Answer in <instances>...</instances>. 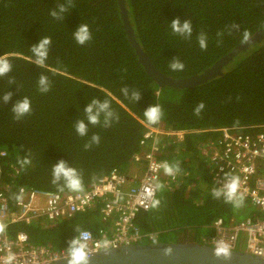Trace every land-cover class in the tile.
<instances>
[{"label":"trees","instance_id":"16d2710c","mask_svg":"<svg viewBox=\"0 0 264 264\" xmlns=\"http://www.w3.org/2000/svg\"><path fill=\"white\" fill-rule=\"evenodd\" d=\"M60 4L68 10L63 19H53L50 12ZM125 6L141 48L159 71L175 79L204 72L264 28V0H125ZM177 17L192 21L191 39L172 33L170 23ZM82 23L92 33L83 46L73 39ZM234 24L239 27L233 28ZM200 32L207 34L206 50L197 43ZM218 32L223 36L218 37ZM45 36L51 38V46L39 67L31 47ZM0 57L12 66L8 75L0 77V187L7 188L12 204L20 187L71 193L50 182L52 165L61 159L79 171L83 190L113 169L131 172L133 157L142 150L145 123L199 132L187 133L182 142L165 138L163 156L170 165H179V184L165 186L161 181L159 206L137 217L141 232L155 235L152 240L142 239L141 245H151L158 236L160 242H172L175 234L201 242V234L218 218L238 222L244 212L246 219L259 216L256 210H247V200L236 208L212 197L217 185L203 150L219 136L214 129L262 125L264 130V40L243 50L223 75L195 88L176 90L159 86L145 72L125 34L118 0H71L70 5L68 0H0ZM174 57L184 63L183 71H170ZM40 75L50 82L47 93L39 91ZM125 85L141 92L137 103L121 93ZM6 92L13 93L8 104L2 100ZM25 96L31 100L32 112L16 120L11 107ZM93 98L109 99L119 121L108 128L89 123L88 136L80 137L74 123L84 118L83 110ZM200 102L205 107L196 116L193 110ZM153 105L163 112L154 125L144 117ZM93 134H99L100 143L86 150ZM108 226L97 209L50 226L15 224L9 235L25 232L35 244L63 250L77 235L76 227L96 232Z\"/></svg>","mask_w":264,"mask_h":264},{"label":"built area","instance_id":"2783aa9c","mask_svg":"<svg viewBox=\"0 0 264 264\" xmlns=\"http://www.w3.org/2000/svg\"><path fill=\"white\" fill-rule=\"evenodd\" d=\"M263 126L222 127L214 129L219 136L211 142L203 155L213 168L212 180L220 188L226 177L238 176L240 191L244 200L250 201L259 216L226 224L217 219L208 228L210 233L202 237L212 248L218 241H224L230 252H243L264 258V130ZM188 130H168L145 125L140 145L142 150L134 156V162L145 163L141 177H132L111 170L106 176L93 182L87 189L59 193L18 188L17 201L11 203L8 194L0 190V264H50L66 259V249L57 250L49 245L35 244L25 232L9 235V227L14 224H40L50 226L71 219L77 214L97 210L102 222L108 228L91 233L88 241L89 257L103 251L99 243L107 238L110 248L137 245L143 239L137 226V217L149 212L161 186L179 184V174L166 175L163 164L169 161L166 140L170 136L174 142H182ZM4 155V153H1ZM23 189L21 195L20 190ZM103 203L99 208V203ZM154 239V234L144 236ZM243 243L245 246L243 247ZM238 245L241 249L237 250Z\"/></svg>","mask_w":264,"mask_h":264},{"label":"clouds","instance_id":"9594fccd","mask_svg":"<svg viewBox=\"0 0 264 264\" xmlns=\"http://www.w3.org/2000/svg\"><path fill=\"white\" fill-rule=\"evenodd\" d=\"M68 4H71V0H68ZM68 10L67 5L60 4L58 9H53L50 12V16L53 19L60 20L63 19V13ZM170 27L172 33L179 37L185 39H191L193 36V24L190 19L181 20L179 17L171 20ZM233 28H238V25H232ZM218 37L223 36V32L217 33ZM247 36V33H245ZM73 39L75 42L81 46L87 44L92 39V33L90 27L86 23H82L73 32ZM197 43L201 50H206L208 47V37L204 32H200L197 36ZM51 46L50 37H42L39 42L31 47V52L36 57V65L43 66L47 59L49 48ZM170 71L180 72L185 68L184 63L178 58L174 57L171 59L168 65ZM12 71V66L10 62L3 57H0V77L8 75ZM14 83V81H12ZM39 91L41 93H47L50 91L51 85L48 77L45 75H40L37 81ZM121 93L127 99L132 102L137 103L141 99V92L131 88L127 85L121 87ZM13 93H4L2 100L5 104H8L12 100ZM205 105L200 102L193 110L194 115L199 116L204 109ZM13 117L16 120H20L32 112L31 100L29 97L25 96L17 100L11 107ZM84 118L78 119L74 123V129L78 136L87 137L89 133V123L92 126L102 125L105 128L111 127L114 121H119V116L111 107L109 99L103 101L93 98L91 102L83 110ZM163 116L162 109L159 105H153L148 107L144 111V117L149 124H157ZM87 121V122H86ZM100 143L99 134H93L90 140L85 143L84 148L90 149L93 145H98ZM163 170L166 175L174 176L180 171L179 165H170L167 162L163 164ZM51 184L56 186L58 190L63 191L65 188L72 192H79L83 190V181L80 176L79 171L70 166L69 163L63 159L54 163L51 168ZM21 195L23 194V189L20 190ZM212 197L214 199L223 201L227 204H231L236 208H239L244 203V196L240 191V179L238 176L226 177L225 182L220 188L212 190ZM18 199L20 197H17ZM160 204L159 200H154L152 202V207H158ZM75 231L77 235L68 241V247L66 249L67 264H89L90 257L88 255V241L91 238V233L85 230H81L76 227ZM111 242L104 238L98 246L104 249L105 253H109ZM214 255L218 259L231 260L232 255L229 246L224 241H218L216 247L213 248ZM173 252L172 248H167L164 250L165 255H171Z\"/></svg>","mask_w":264,"mask_h":264},{"label":"water","instance_id":"95a60500","mask_svg":"<svg viewBox=\"0 0 264 264\" xmlns=\"http://www.w3.org/2000/svg\"><path fill=\"white\" fill-rule=\"evenodd\" d=\"M123 27L130 44L135 49L136 55L145 72L159 86L170 87L176 90H185L198 87L206 82L223 75L224 68L231 63L243 50L264 40V28L255 32L245 41L236 46L231 52L220 58L204 72L184 79L171 78L159 71L151 62L148 55L141 48L127 15L125 0H118ZM172 248L171 255H165L164 250ZM109 253L100 251L90 257L89 264H264V258L252 256L243 252H231V260L218 259L210 246L198 243L157 242L151 245H132L130 247H117ZM51 264H67V259Z\"/></svg>","mask_w":264,"mask_h":264},{"label":"bare ground","instance_id":"6f19581e","mask_svg":"<svg viewBox=\"0 0 264 264\" xmlns=\"http://www.w3.org/2000/svg\"><path fill=\"white\" fill-rule=\"evenodd\" d=\"M144 126L145 125H148V124H145V123H142ZM150 126V125H149ZM142 139V138H141ZM140 147H141V145H140ZM142 148V147H141ZM141 152V151H140ZM139 152V153H140ZM133 162H134V157H133ZM133 164H142V165H145V163H143V162H141V163H136V162H134ZM144 171H145V166H144ZM144 171H143V173H144ZM122 173H124V174H126L127 176H129V177H132L134 174H136L138 177H141L142 175H143V173H142V175H139L137 172H129V173H125V172H122ZM104 177V176H103ZM91 185V184H90ZM0 190H3L6 194H7V188H4V187H0ZM72 193V192H71ZM218 219H222V218H218ZM217 220V219H216ZM223 220V219H222ZM226 224H228V223H230V222H226L225 220H223ZM242 221V220H241ZM231 222H233V221H231ZM239 222V221H238ZM213 224V223H212ZM211 224V225H212ZM15 225V224H14ZM210 225V226H211ZM138 226V225H137ZM209 226V227H210ZM209 227H207L206 229H207V231L206 232H204V233H202L201 234V243L202 244H200V243H198V244H200V245H205V246H210L209 244H207V243H204L203 241H202V237L204 236V235H207V234H209L210 233V231H209ZM138 228H139V226H138ZM85 230V229H84ZM139 230H140V228H139ZM140 233L142 234V236H143V239L144 238H146V237H144V236H146L144 233H142L141 232V230H140ZM147 235H149V234H147ZM157 242H160V241H155V242H152V244L153 243H157ZM177 242H187V243H192V242H189V240H183V241H181V240H179V241H177ZM162 243H166V242H162ZM168 243H176V242H168ZM194 243H196V242H194ZM137 245H141V243H139V244H137ZM117 247H130V246H117ZM117 247H113V248H117ZM211 247V246H210ZM212 248V247H211ZM110 249H112V248H110ZM213 249V248H212ZM104 251V250H103ZM99 253V252H98ZM95 255V254H94ZM64 260V259H63ZM60 261V260H59ZM57 262V261H56ZM54 263V262H53ZM51 264V263H50Z\"/></svg>","mask_w":264,"mask_h":264},{"label":"rangeland","instance_id":"374dc122","mask_svg":"<svg viewBox=\"0 0 264 264\" xmlns=\"http://www.w3.org/2000/svg\"><path fill=\"white\" fill-rule=\"evenodd\" d=\"M141 174H142V172H141ZM248 209L247 210H249L250 211V209L252 208L253 210H255V208L252 206V205H250V201H248ZM246 212H244L243 213V216H241V217H239V218H237L238 220H244V219H246V218H248L247 217V214H245ZM158 239H159V236H158V238H157V241H158ZM179 239H180V234H175V235H173V236H171V238H170V241H172V242H177V241H179ZM196 243H201V242H199V241H197ZM243 247L245 246V243H243V245H242ZM241 249V245H238V247H237V250H240Z\"/></svg>","mask_w":264,"mask_h":264},{"label":"crops","instance_id":"0c3cea01","mask_svg":"<svg viewBox=\"0 0 264 264\" xmlns=\"http://www.w3.org/2000/svg\"><path fill=\"white\" fill-rule=\"evenodd\" d=\"M131 168L132 172H137L139 175H142L141 172L143 173L144 171V165L142 164H133ZM183 238L184 237H181L179 240L183 241Z\"/></svg>","mask_w":264,"mask_h":264}]
</instances>
